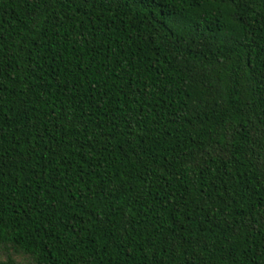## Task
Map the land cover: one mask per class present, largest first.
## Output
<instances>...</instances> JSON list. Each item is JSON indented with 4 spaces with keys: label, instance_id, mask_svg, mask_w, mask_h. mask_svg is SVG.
Returning a JSON list of instances; mask_svg holds the SVG:
<instances>
[{
    "label": "trees",
    "instance_id": "16d2710c",
    "mask_svg": "<svg viewBox=\"0 0 264 264\" xmlns=\"http://www.w3.org/2000/svg\"><path fill=\"white\" fill-rule=\"evenodd\" d=\"M0 264H264V0H0Z\"/></svg>",
    "mask_w": 264,
    "mask_h": 264
}]
</instances>
